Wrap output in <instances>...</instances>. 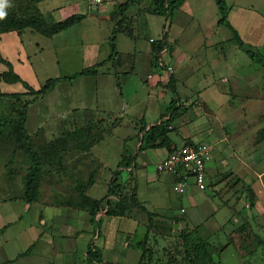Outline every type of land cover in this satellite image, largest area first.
Instances as JSON below:
<instances>
[{
	"label": "crops",
	"instance_id": "crops-1",
	"mask_svg": "<svg viewBox=\"0 0 264 264\" xmlns=\"http://www.w3.org/2000/svg\"><path fill=\"white\" fill-rule=\"evenodd\" d=\"M125 1L129 0H102L95 5L98 7V14L92 15L91 0H35V6L43 14L50 15L54 21H60L73 14L86 15L72 27L52 37H46L55 40V44L66 41V35L87 20L97 19L98 22L97 26L94 23L91 27L87 26V31L83 33L84 36L90 37H95V31L101 27L99 21L106 23L109 52H104L102 56L99 51L94 54L95 47L92 46L94 50L92 47L87 50L91 64L78 71H71V56L66 53L64 56H58L57 51L55 58L45 60L42 55L45 46L40 41L36 42V48L31 50L27 36L39 33L30 28L0 34L1 56L11 63L13 72L33 89H39L48 79L53 78L58 79L53 89L59 85L64 86L66 82L69 84L70 91L63 94L65 98L69 97V108L60 106L63 96L57 100L55 113L65 119L71 112V119L75 118V121L71 120L72 126L62 125V122L56 131H53L46 124V114L40 115L38 111L28 108L23 121L28 139L22 136L21 129L15 122H7L2 127L0 264H115L128 254L126 248L139 249L141 257L142 238L149 223L154 224L152 229L156 233L148 232V237L156 234L161 239L160 243L163 242L162 246H166L163 240L166 237L164 229L172 234V231L184 228L188 229L186 233L201 237L200 240L208 245L207 253L204 255L201 249L197 250L201 252L199 257L205 259V264H264V86H259L261 90H258L257 85L261 84V81H255L257 70L262 69L261 66L255 64L249 56L250 61L246 60L240 66L231 67L230 87L223 85L229 81L226 75L222 74L219 78L216 85L218 94L224 97L225 101L234 102V106L228 110L229 117L235 121L233 123H238L233 130L225 123H220L214 128L207 120L192 128L191 121L197 116L192 110L197 107H185L188 102L191 104L198 101L200 108L197 110L202 111L204 119L207 116L215 117L217 113L208 105L211 97L208 89L214 82L205 79V82H197L199 88L196 91L187 89L183 81L190 72L189 68L185 69V60L192 55L187 49L171 45L167 37L171 25L169 24L166 30L165 24L172 22L174 11L180 6L182 8L186 0H181L179 6L168 12L165 17L154 10L153 0H136L128 6L122 16H110L115 5ZM248 1L233 2L227 6L226 20L246 47L261 50L264 46V13ZM138 2L143 7L150 6V15H144L138 20L128 19L127 17H132L129 15ZM67 6L69 7L66 8ZM157 15L164 18L161 25V18L155 17ZM171 15L170 21L167 20ZM142 22L147 24L143 26ZM150 27L156 28V32L145 35L148 43L136 41L140 40L143 31L151 30ZM122 36L131 41H124ZM150 38L154 41L150 42ZM158 43L159 47L162 44L170 46L168 61L172 66V73L167 77L161 74L156 63L158 48L154 49L153 46ZM199 49L200 47L195 52ZM33 60H37V68L41 65V72L35 68ZM61 65L64 74L60 71ZM5 71L7 67L0 63V75ZM43 79H46L45 82L36 87ZM181 84L187 88H180ZM246 85L249 90L244 88ZM189 92L193 93L192 97L188 96ZM0 93L21 94L20 99L28 102L29 107L37 99L27 92L20 82H10L1 77ZM12 99L0 98V104ZM31 100L33 103H30ZM175 102L182 103L185 110L178 109L173 114L174 117L169 119L170 108L174 107ZM240 102L247 104L240 105ZM220 106L222 105H215L214 110L217 111ZM0 116L12 115L6 110L0 111ZM92 117L98 120L97 138L94 137L93 126L87 125L91 123ZM176 118L180 125L175 122ZM105 119L108 122L113 120L111 127L106 130L102 127V124L108 123ZM164 121H167V144L156 146L152 145V142L145 143L144 135L149 128ZM123 126L132 128L133 136L126 139L134 140L133 152L132 149L125 150L121 139L115 143L110 137ZM169 126L171 128H168ZM53 137L57 140L56 146L46 149ZM11 139H16L18 143L12 142ZM20 139L22 140L19 141ZM184 142L205 143L213 147L212 160L206 169L204 190H199L193 180L189 179L185 191L179 193L175 190V175L156 170V164L172 146H179ZM29 146L37 154L40 166L43 163L61 166L50 172H59L60 180L64 178V161L70 164L66 175L72 182H76V186L67 185V188L62 187L56 191H42L36 200H25L22 179L25 173L18 174V177L16 174L22 165L29 167L31 164ZM115 149L117 152H112ZM93 164L97 170H91L90 173L88 169ZM147 165L154 167V170H146ZM4 167L9 169V173L4 172L3 175ZM122 170L128 172V177H134L132 172H135L136 194L143 209L133 207L132 211L129 208V212L123 216L107 215L103 209L92 216L82 199L89 197L99 200L108 191L114 177L119 180ZM235 178L241 179V183L248 187V192L238 195L230 190L221 198L222 193L219 192L222 187L228 182L234 185ZM223 179L224 181H221ZM96 188L102 189L103 194L99 195V198L96 197ZM114 199L116 197L113 195L107 198L111 202ZM112 222H115V226L112 225L111 234L118 238H114L111 244L108 235ZM243 225L246 228L239 231ZM138 230L143 231V236L133 241L131 235H137ZM220 232H224V242L220 240ZM244 237L246 241L242 240ZM150 240H146V247L151 245ZM236 240L239 244L241 241L249 247L242 250L243 253L238 249L236 251ZM120 246L126 247L125 250L119 251ZM230 247H233L234 251ZM226 252L227 257L224 256ZM163 255L164 253L155 255V260L159 257L156 264H167ZM141 262L145 261L142 259Z\"/></svg>",
	"mask_w": 264,
	"mask_h": 264
},
{
	"label": "rangeland",
	"instance_id": "rangeland-1",
	"mask_svg": "<svg viewBox=\"0 0 264 264\" xmlns=\"http://www.w3.org/2000/svg\"><path fill=\"white\" fill-rule=\"evenodd\" d=\"M19 1V2H18ZM35 1V0H33ZM82 1H87V0H82ZM146 1V0H145ZM18 2L19 5H22L20 7H27V13L31 14L33 13V8L34 5L32 3L31 0H14V4H16ZM225 4L227 6H229L230 4H233V2H247V0H224ZM249 3L253 4L255 6V8L257 10H260L261 12L264 13V0H249ZM12 4L11 0H8V5ZM92 4V3H91ZM30 5V6H29ZM93 5V6H92ZM90 8L92 15L98 14V7H95L94 4H92ZM14 6V5H13ZM69 6H67L66 8H68ZM15 9H19V7H15ZM149 7L146 6H141L140 2L137 3V6L133 9V11L130 13L132 17H127L128 19L133 18L134 20H138L141 19L142 17H144V15L149 16L150 14H148L149 11ZM70 10V9H68ZM174 17L173 19L171 18V16H168V18H166L167 20L170 21V18L172 20V22H167L165 24V29H168V25L170 24V30L168 33V40L169 43L171 45H177L181 48L187 49L188 52L191 53L192 56L189 55V57L185 60V69L189 68V72L190 74L187 76V78L183 81L185 82V85L188 87H182V84L180 85V88H187L189 90H194L196 91L199 87L197 85V82L201 81V82H205V79H211L214 83V85L210 86L208 89V92H211V97L208 100V105L209 108L211 110H213V112L217 113L216 116H207L205 117V119L202 117V111L201 110H197L200 108V105L198 103V101L196 102H192L190 104V102L187 103V105L185 107L187 108H191L192 105H194L193 107H197V109L192 110L193 113H196V118H193V120L191 121V127H198L200 125H202L204 123V121L206 122V120L214 125V128H216V126H219L220 123H225L226 126L229 127V129L233 130L234 126H236L238 123H233L235 122L234 119H232L231 117H229V112L228 110L230 109V107L233 105L234 106V102H227L225 101L224 97L220 96L217 92V87L216 85L218 84L219 78L221 76H223L222 74L226 75L227 80H229L227 83H223V85L225 87H230V83L231 81V77L229 75V73L232 71L231 67L234 66V68L236 66H240L242 63L246 62V60L250 61L249 55L245 52H243V50H241L238 47V44L236 42V40L234 39V31L231 28V26L225 25V24H219L218 19L220 18L219 16V12L215 3V0H186V2L183 4V7L181 8L178 7L174 13H173ZM163 16V15H162ZM158 19H160V25L162 23V20L164 19L163 17L157 15L155 16ZM149 19V18H148ZM217 20V21H216ZM97 26L98 22L97 19H91V20H87L86 22H83L81 24V26H77V28H75V30H72V32H70L69 34L66 35V41L64 42H60V44H55V40H50L44 36H42L41 34H32V36H27V38H29V40H26V42H30L29 47L31 46V50H34L36 48L35 43L36 42H41L42 44H44L45 49L44 52L42 53V55L44 56L45 60L49 59L50 57L55 58V53L58 51V56L65 55V53L67 54V56H71L70 60L72 61L71 63V71H78L81 68H83L84 66H88L89 64H91V59L90 56H87V50L88 49H92L93 47H95L92 50H94V54L98 51L101 53L100 56L109 52L110 50V43H109V39L107 37V32L105 29V22H100V28L97 29L95 31V37H90V36H84L83 33H85V31H87V26L91 27V25ZM143 26L145 24H147L146 22H142L141 23ZM183 24V25H182ZM150 25V24H149ZM82 27V29H81ZM184 27V29L182 30V28ZM151 30L148 31V29H146L145 31H143L142 36H140L141 38H139L140 40H136L139 43L142 44H147V38L145 37V35L147 36L148 34L152 35L156 32V28H151ZM158 30V29H157ZM121 39H124V41H131L128 38L122 36ZM112 41V39H111ZM61 45V46H60ZM93 46V47H92ZM168 46V45H167ZM92 47V48H91ZM198 52H195L197 50V48H199ZM59 48L65 49V50H57ZM168 49L170 51V46H168ZM260 50V49H259ZM258 49H255L254 51L257 52L259 51ZM99 56V57H100ZM105 56V55H104ZM101 58V57H100ZM39 59V58H38ZM261 60H263L262 58H259ZM34 61V66L35 68L40 72H41V65L38 66L37 68V60H33ZM184 64V65H185ZM255 64H258L261 66L262 69H258L257 70V78L255 81L260 82L261 84L257 85L258 90H261L259 88V86H264V63H260V62H255ZM62 68L60 69V71L64 74V68L63 65H61ZM46 70V68H44ZM184 69V70H185ZM187 72V71H186ZM192 72V73H191ZM56 74V72L54 73ZM187 74V73H186ZM211 74V75H210ZM206 77V78H203ZM253 79L255 77V74L252 76ZM234 79H236V76H234ZM46 79H43L40 81V83L37 86H41ZM64 86H57L56 88H54L52 91L49 92V94H47L45 97L43 98H38L34 101V103L31 104V106H27L26 107V111L28 110V108H30V110H36L38 111V113L40 115L46 114V124L47 126H50L51 129L53 131H56L57 127H59L62 122L64 124L62 125H69L72 126V121H75V118L71 119V112H69V114L65 117V119L61 118L60 116L56 115L55 113V105L57 103L58 99H61L64 95L68 93V91H70V87L69 84L67 85V82L63 84ZM66 85V86H65ZM246 90H249L248 85H246L244 87ZM169 93V92H168ZM22 96H24L22 94ZM168 96V95H167ZM188 96L192 97L193 93L189 92ZM169 97V96H168ZM34 99V98H33ZM68 98H65V96L63 97L60 106L64 107V108H69V103H68ZM227 99V98H226ZM230 99V98H228ZM22 103H24L23 100H21ZM169 100H166V102H168ZM21 102H17L10 100L8 102H3L2 104H0V111L5 112L6 110L8 112L12 114H17L20 110H22L23 108V104ZM162 104L165 105V102H163ZM167 104V103H166ZM237 104V102L235 103ZM246 105L247 102H240V105ZM218 106V105H222L220 107H218V110L215 111L214 107ZM20 114V113H18ZM187 115V114H186ZM188 115H190V112H188ZM199 115V116H198ZM96 117V116H95ZM92 117L90 122L91 123H87L88 126H93L94 128V137L97 138L98 134H99V129L97 123V117ZM187 117V116H186ZM179 118V117H177ZM176 118V123L180 125V121L177 120ZM104 119H102L103 121ZM101 121V120H99ZM113 120H110L109 122L105 119L106 123L105 125L102 124V127L105 128V130L107 128L111 127V123ZM104 122V123H105ZM16 124V123H15ZM98 132V133H97ZM108 132V131H107ZM132 128L129 126H123L120 129L116 130V132H114V135L112 134L110 137L112 138V142H119V139H121V142L124 144V148L125 150L131 151L133 152V146H134V140H132V138H128L126 139L128 136L132 137ZM13 135V133H12ZM197 137V136H196ZM53 140H51L49 142V145L47 144L46 149H49L50 146H56L57 140L55 137L52 138ZM126 139V140H125ZM22 139H20L19 141H21ZM12 142L18 143V141L15 139L12 140ZM25 140H24V144H25ZM30 145V144H29ZM31 148V146H29ZM44 148V147H42ZM32 149V148H31ZM45 149V148H44ZM45 149V151H47ZM58 149V148H57ZM56 149V150H57ZM50 151V150H48ZM53 152V150H51ZM112 152H117V150H113ZM54 153V152H53ZM46 163H48L49 161H44ZM40 163V162H39ZM60 163V160L59 162ZM65 169L63 168V174H64V178L62 180H60L61 178H59V172L55 173V174H50L51 171H55L57 168H61L60 165H47V164H41L40 166V176H41V180H40V185H39V193L42 191H56L57 189H60L62 187L67 188L68 186H76V182H72L69 178V176H67L66 174V170L67 167H70V164H67V162H65ZM19 167V166H18ZM28 166H24L22 165L21 168H19V172L16 174V177H18V174H26V170H27ZM82 168H84V166H81ZM115 167V166H114ZM29 168V167H28ZM146 170H154V167L152 168L151 166H146L145 167ZM1 170V168H0ZM91 170L93 172H96L97 167L96 165H92V167H89L88 171ZM149 170V171H150ZM3 175L4 172H8L9 173V169L4 167V170L2 171ZM86 173V172H85ZM127 171L122 170L121 171V176L118 178L119 180L121 179V181L119 182H126V180L128 181L130 179L131 176H127ZM24 174V175H25ZM133 176L136 179V174L135 172H132ZM154 175V172H153ZM127 176V177H126ZM22 177V175H21ZM24 177V176H23ZM44 177V178H43ZM69 177V178H68ZM124 177V178H123ZM133 177V178H134ZM225 178H227L226 176H224ZM224 178V179H225ZM19 179V178H17ZM23 179V178H22ZM221 180V181H224ZM236 182L235 184H229V182L222 187V189L220 190L219 193H222L221 198L224 197L227 193L230 192V190H233L232 192L236 193L239 195L246 192L247 190V186L244 183H241V179L240 178H235ZM85 181V180H84ZM98 184H102V182H97ZM231 185V186H230ZM248 192V191H247ZM103 194L102 193V189L100 188H96V197L99 198V195ZM108 194V191H106L105 194H103L101 196V198L99 199H103L106 198ZM87 198V197H86ZM85 198H83L82 200H84ZM105 200V199H104ZM103 200V203L105 202ZM85 201V200H84ZM184 203H186V200L184 201ZM130 208V206H129ZM133 208V207H131ZM130 208V209H131ZM132 210V209H131ZM133 211V210H132ZM127 212H129V209L127 210ZM116 221V220H115ZM126 222H128V220H125ZM117 223V222H116ZM112 225L115 226V222L111 223V229L110 231V236L108 235V240H111V244L114 241V238H118L117 236H115L112 233ZM153 223H149L148 224V229H147V233L148 232H155L153 231ZM102 227V226H101ZM195 229V228H193ZM96 232L98 231L97 227H95ZM150 230V231H149ZM188 229H177L172 231V234L169 230L164 229V234L166 235V237L163 239L165 240V244L166 246H162L163 242L160 243L161 239L158 238L155 235H153L151 237V235L148 237L147 240H150L151 238V245L149 244L148 248L150 253L149 254H144V256L141 255V251L137 248L135 249H129L126 247H122L120 246V248H118L119 251L125 250L124 248H126V250L128 251V254L126 256H124V258H122L123 260L118 261L115 264H156V262H158V256H157V260H155L154 257H156L155 255H161V253H164V259L165 262L167 264H169L168 262V255L171 257H174V255H176V263L173 264H186L185 262V258H184V247H183V243H184V239L183 237H185V235H189L188 239H189V243L190 244H194L198 239H200L201 237L198 236H192V233H186ZM102 231V229H101ZM139 232L137 233V235H131L133 238V241H136L138 239H140L141 236H143V231L138 230ZM161 234V233H159ZM220 240L221 241H225L224 238V232H220ZM121 237L124 238L123 234H121ZM198 237V238H197ZM243 241H246V238H242ZM142 241H144V237L142 238ZM141 241V242H142ZM140 242V243H141ZM159 243V245H158ZM145 244V243H143ZM249 246L247 245H243V242L236 240V245H235V249L237 251L240 250V253L242 252V250L248 248ZM169 249V250H167ZM187 249L189 250L188 252L190 253L191 257H199V255L201 254V252L195 248H192V245H188ZM230 249L232 251H234L233 247H230ZM230 249L228 252H230ZM165 251H169V254L166 253ZM228 252L225 253V257L228 256ZM145 253V252H144ZM235 253V252H234ZM239 253V252H238ZM243 253V252H242ZM150 256V257H149ZM149 257V258H148ZM223 257V256H222ZM148 258V259H147ZM200 258V257H199ZM236 258V257H235ZM144 260L145 262H141V260ZM147 259V261H146ZM170 259V258H169ZM233 259H230V261ZM200 264H205L206 261L205 259L202 260L200 258ZM113 264V263H111ZM162 264V263H161ZM208 264V263H207Z\"/></svg>",
	"mask_w": 264,
	"mask_h": 264
},
{
	"label": "trees",
	"instance_id": "trees-1",
	"mask_svg": "<svg viewBox=\"0 0 264 264\" xmlns=\"http://www.w3.org/2000/svg\"><path fill=\"white\" fill-rule=\"evenodd\" d=\"M34 8L33 13H27V7H20L22 5H19L18 2L15 7H19V9H15L13 4H9L6 6L5 11L7 13V16L5 19L0 20V34L4 32L9 31H21L25 28H30L32 31L39 33L45 37H52L53 35L66 30L70 27H72L74 24L82 20L86 15L85 14H73L70 15L60 21H54L53 18L50 15L43 14L36 6L35 1L31 0ZM136 0H129L122 3H119L115 5L113 11L111 12L110 16L113 15H123L128 6L135 2ZM181 0H153L154 3V10L158 12L159 14H162L164 16L167 15L168 12H171L174 8L178 7ZM218 12H219V24H225L230 26V24L227 22V5L225 4L224 0H215ZM30 6V5H29ZM120 22V21H118ZM234 39L236 40L238 46L242 48L243 51H245L254 62H260L264 63V46L261 50L255 52L254 49L251 47H246L238 34L234 31ZM113 42V37H112ZM160 43L154 45V49L159 48ZM262 58L263 60L259 59ZM0 63L4 64L7 67V71L3 72L0 77L3 80H8L10 82H20L22 86L27 89V92L30 94L36 96V97H43L46 95L50 90L53 89L58 79H48L39 89L35 90L31 86L28 85L26 81H24L19 75L13 72L12 65L9 61L4 59L0 54ZM85 72V71H84ZM83 73V72H82ZM20 95L18 93L14 94H2L0 93V98H13V101L21 102ZM22 110H20L18 113L20 114H12L10 117H1L0 116V134L2 131V127L7 122H15L18 124L19 128L21 129L22 136L25 139H28V135L26 134L24 130V115L26 111V107L28 106V102H24ZM182 109V111L185 110V107L182 103L177 104L174 103V107H171V117L169 119H172L174 117L173 114L177 112L178 109ZM167 121L161 122L158 125L152 126L149 128V130L144 135V141L152 142V145L156 146H162L167 144V138H166V132H167ZM28 154L31 158V164L26 172V174L23 177L24 182V198L28 202H32L36 200L39 196V185H40V163L39 158L35 151L31 150L30 147H28ZM115 196L116 199H114L112 202L107 200L109 196ZM86 208L89 211V213L94 216L98 211L100 210H106L107 215L112 216H123L126 214L127 210L131 207H137L142 208L141 204L137 198L136 194V183L135 179L133 177H130V179L126 182H119L117 180V177L115 176L114 179L110 182L109 188H108V194L106 198L103 199H92L89 197H84ZM107 201H105V200ZM103 200L105 203H103ZM143 209V208H142ZM246 227L243 225L238 230L241 231L245 229ZM189 235H185L183 237L184 243V258L186 264H199L200 258L199 257H191L189 250L187 249L188 245H192V248L195 249H201L202 253L205 255L207 253V244H205L200 239L197 240L194 244L189 243L188 239ZM148 239V233L146 232L144 236L143 243L146 244V240ZM145 244H141L142 246V256L144 254H149V249L146 248ZM145 252V253H144ZM169 254V251H168ZM170 255V254H169ZM168 255V262L169 264L176 263V255L174 257H171ZM96 257V256H95ZM150 257V256H149ZM148 257V258H149ZM147 258V259H148ZM170 258V259H169Z\"/></svg>",
	"mask_w": 264,
	"mask_h": 264
},
{
	"label": "built area",
	"instance_id": "built-area-1",
	"mask_svg": "<svg viewBox=\"0 0 264 264\" xmlns=\"http://www.w3.org/2000/svg\"><path fill=\"white\" fill-rule=\"evenodd\" d=\"M102 0H91L97 5ZM150 42L154 39L150 38ZM169 51L165 44L156 50V63L160 67L161 74L167 77L172 73L169 64ZM168 128H171L169 126ZM213 147L209 144L182 143L172 146L170 151L156 164V170L163 173L175 175V190L183 193L188 186L189 179L199 190L206 188V169L212 160Z\"/></svg>",
	"mask_w": 264,
	"mask_h": 264
},
{
	"label": "clouds",
	"instance_id": "clouds-1",
	"mask_svg": "<svg viewBox=\"0 0 264 264\" xmlns=\"http://www.w3.org/2000/svg\"><path fill=\"white\" fill-rule=\"evenodd\" d=\"M7 5H8V0H0V20L5 19L7 16V13L5 11Z\"/></svg>",
	"mask_w": 264,
	"mask_h": 264
}]
</instances>
